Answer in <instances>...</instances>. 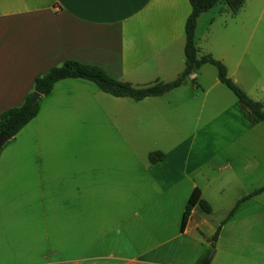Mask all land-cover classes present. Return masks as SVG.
I'll list each match as a JSON object with an SVG mask.
<instances>
[{"label": "crops", "instance_id": "0c3cea01", "mask_svg": "<svg viewBox=\"0 0 264 264\" xmlns=\"http://www.w3.org/2000/svg\"><path fill=\"white\" fill-rule=\"evenodd\" d=\"M247 2L248 20L237 25V33L242 34L235 40L241 38L243 44L236 64L247 54L249 72L258 71L254 77L259 84L264 78V0H244L238 13L246 10ZM217 3L220 12L231 13L223 0ZM188 4L189 0H0V114L21 105L34 92V79L66 60L100 66L113 78L134 86H145L141 83L147 79L169 82L167 75L182 72V66L173 64L174 54L184 51ZM208 10L198 16L196 28ZM108 96L112 95L90 80L61 79L50 93L40 94L37 115L2 146L0 264H208L202 263L205 254L199 240L196 250L180 243L192 238L205 222L204 218L195 221L202 214L198 205L184 231L179 224L178 231L155 249L113 247L108 236L114 230L120 233L119 226L129 221V215H123L129 202V160L119 153L108 156L112 167L97 172L98 165L106 168L109 154L97 153L94 146L87 162L78 161L79 153L72 173L65 176L63 165L42 150V138L49 132L56 136L65 118L87 121L90 127L103 118L120 130L125 147H130L125 128L129 121L137 127L143 124L146 100H154V104L148 101L153 111L146 116L158 121L155 102L163 95L141 100ZM113 105L120 110L119 116L113 114ZM95 141L89 139V145ZM183 144L164 139L163 146L153 150L162 151L164 159L154 163L148 159L152 149L144 153L138 179L143 180V190L152 192L148 202L163 207L174 201L183 204L195 188L202 196V188L192 178V155ZM114 205L122 214L112 226L106 223L103 209ZM63 239L71 241V254L51 242ZM159 248H164V254Z\"/></svg>", "mask_w": 264, "mask_h": 264}, {"label": "rangeland", "instance_id": "374dc122", "mask_svg": "<svg viewBox=\"0 0 264 264\" xmlns=\"http://www.w3.org/2000/svg\"><path fill=\"white\" fill-rule=\"evenodd\" d=\"M248 3L246 10L236 12V16L220 12L218 3L210 8L199 18L194 43L198 56L208 53L221 60L227 67L228 76L254 100L260 101L264 109V78L256 84L254 76H258V71L249 72L247 54L241 56L243 60L239 66L236 64L243 44L241 38L238 42L235 40L242 34L237 33V27L248 20ZM174 57V68L182 66L179 72L183 71L184 51L177 52ZM177 74L167 75L166 81L174 79ZM150 81L147 79L141 84L146 85ZM158 99L155 102L159 114L157 122L146 116L153 111V105L148 101L154 104V100L145 101L144 108L148 107V110L145 109L143 124L137 127L135 123L128 122L125 132L130 147H125L115 124L105 123L103 118L94 127L86 125L84 120L65 118L56 136L49 132L42 138V150L48 152L49 159L58 166L63 165L65 176L72 173L79 153L78 161L87 162L90 147L95 146L97 153L109 154L105 159L106 168L98 165L97 172L112 167L107 161L108 156L119 153L122 159L127 158L130 189L128 207L123 209V215L127 213L129 221L119 226L120 233L114 230L108 239L113 247L155 249L178 231L186 202L174 201L168 207L148 202L152 192L143 190V180L138 179L141 171L138 166L144 159V153L150 149L153 151L155 146H163L164 139H169L170 143L173 139L177 144L183 142L185 151L192 155V178L199 183L202 198L208 201L212 211L207 214L199 209L202 214L201 217L195 216V221L204 218L205 222H201L192 238H184L185 242L180 243H187L196 250L200 247L199 240L205 254L202 263L213 249L217 252L208 264H264V191L242 202L232 218L222 226L219 241L212 242L216 228L237 200L264 186V121L255 124L249 121L246 110L233 92L218 80L217 69L210 63L200 66L193 75L186 77L179 88ZM112 110L119 116L117 105H113ZM89 139H96L95 145H89ZM136 152L140 155L137 156ZM115 206L103 209L107 214L106 223L112 226H115L116 217L122 214L121 206ZM134 211L138 215L133 214ZM51 242L63 246L65 254H71L69 239ZM159 249L164 254V248ZM69 256L65 255V258Z\"/></svg>", "mask_w": 264, "mask_h": 264}, {"label": "trees", "instance_id": "16d2710c", "mask_svg": "<svg viewBox=\"0 0 264 264\" xmlns=\"http://www.w3.org/2000/svg\"><path fill=\"white\" fill-rule=\"evenodd\" d=\"M223 1L227 4L232 14L238 12L244 2V0ZM189 2L191 5V12L185 21V67L175 80L169 82L157 80L145 86H134L128 81L113 78L100 66L85 64L75 60H66L61 65L51 67L47 73L37 76L34 79V91L45 95L50 93L54 84L61 79L83 78L94 82L100 90L112 96L130 97L135 100H141L148 96L163 95L179 87L185 81L186 77L192 75L200 66L205 63H210L217 69L218 80L233 92L240 105L246 110L249 121L253 124L264 121L262 103L251 98L228 76L227 67L221 60L212 57L208 53L201 56L197 55V48L194 43L197 18L202 12L214 6L218 0H189ZM31 95L32 93L28 94L21 105L6 109L0 114V133H6L8 139L13 137L39 112V99L35 102H31ZM3 145L0 146V150ZM164 156L162 151H153L149 153L148 159L150 162L154 163L163 160ZM263 191L264 186L258 187L237 200L234 206L229 210L227 216L216 228L212 236L213 243L218 239L222 226L232 217L240 204ZM195 205H198L201 210L206 213L212 211L208 201L202 198L200 189L195 188L185 204L180 223L181 232L184 231Z\"/></svg>", "mask_w": 264, "mask_h": 264}, {"label": "water", "instance_id": "95a60500", "mask_svg": "<svg viewBox=\"0 0 264 264\" xmlns=\"http://www.w3.org/2000/svg\"><path fill=\"white\" fill-rule=\"evenodd\" d=\"M39 96H40V93L34 91V92L32 93V95H31V97H30V101H31V102H35V101H37L38 98H39ZM7 140H8V135H7L6 133H4V132L0 133V146L3 145ZM213 251H214V250L212 249V250L209 252V254H208L207 258H206V261H209V260H210Z\"/></svg>", "mask_w": 264, "mask_h": 264}]
</instances>
